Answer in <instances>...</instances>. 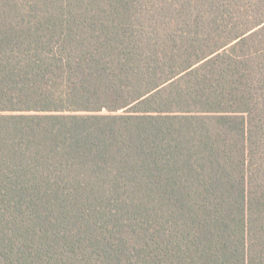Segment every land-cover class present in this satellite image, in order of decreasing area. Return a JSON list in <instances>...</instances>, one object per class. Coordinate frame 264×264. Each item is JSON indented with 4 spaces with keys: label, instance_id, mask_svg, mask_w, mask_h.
Returning <instances> with one entry per match:
<instances>
[{
    "label": "trees",
    "instance_id": "1",
    "mask_svg": "<svg viewBox=\"0 0 264 264\" xmlns=\"http://www.w3.org/2000/svg\"><path fill=\"white\" fill-rule=\"evenodd\" d=\"M0 264H264V0H0Z\"/></svg>",
    "mask_w": 264,
    "mask_h": 264
}]
</instances>
